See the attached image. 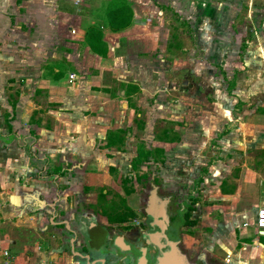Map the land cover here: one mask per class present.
Listing matches in <instances>:
<instances>
[{"label":"crops","instance_id":"1","mask_svg":"<svg viewBox=\"0 0 264 264\" xmlns=\"http://www.w3.org/2000/svg\"><path fill=\"white\" fill-rule=\"evenodd\" d=\"M67 2L42 0V9L53 10L55 18L59 14L65 17L70 32L75 30L71 32L74 36L66 34V39L77 41L81 49L72 45L59 48L56 44L51 51L35 50L32 72L35 74L21 78V84H16L12 78L28 73L27 68H22L20 57H13L14 63L3 65L1 69V75L5 74L6 81L12 83L0 84L5 92L0 95V104H7L11 109L6 114L0 110V261L3 251H8L13 264H78L81 259L77 254L90 253L92 260L106 259L105 264H122L123 254L114 246V241L121 237L123 247L130 245V234L136 227L134 221L141 218L144 192L137 195V186L129 182L130 178L120 180L109 173L127 168L137 170L140 164L151 160L164 164L167 158L164 146L152 149L144 142L132 145L129 141L135 138L136 127L142 128L144 135L150 138L146 124L155 104L147 103L143 109L145 114L141 112V118H133L136 111L138 114L140 111L137 104L148 94L145 87L151 85L146 81L148 69L143 70L145 66L133 62L130 68L125 63V68L113 65L129 57L121 51L123 41L124 48L133 45L135 50L136 47L142 49L140 53L148 51L142 43L144 35L137 29L146 26L138 14L144 7L138 0H105L91 10L83 1ZM114 11L119 15L120 11L126 12V18L118 22ZM24 12L26 9L19 7L16 13ZM110 16H113L111 22ZM14 41L20 46L18 40ZM38 45L42 46L40 42ZM64 53L68 54V60L72 59L70 65H79L87 56L100 58L102 62L95 71L80 75L66 71ZM72 73L76 77L70 83ZM125 74L132 79H125ZM109 84L119 86L121 94L112 93ZM237 88L238 84H234L231 91ZM29 89L32 93L26 94ZM138 93L140 99L137 100ZM110 94L126 99L119 110L113 111L116 118L107 117L111 107L117 106ZM201 102L195 99L176 105L180 109L179 117L187 118L190 113L208 115L200 106ZM124 108H132V118H123L120 110ZM84 109L88 112H82ZM167 113L168 118H174L177 112L170 105L163 112ZM210 115L215 117L213 112ZM260 121V127L264 128V110H261ZM259 137L264 141V129ZM159 139L164 144L181 141L180 136L172 139L159 136ZM131 146L134 152L129 163L118 154L124 155L123 148ZM247 149L251 148H242L245 159L236 166L237 174L230 179L205 184L194 176L190 191L194 189L195 196L188 208V221L180 220V233L177 232L180 247L189 258L205 251L208 260L218 264H264V232L255 226L257 210L264 205V144L261 143L259 158H253L254 161H248L251 151L247 153ZM141 151L147 154L140 157ZM102 166L105 171L101 180L109 184L111 190L102 187L96 191L101 180L88 171L101 170ZM150 172V176L145 173L138 176L142 189L146 179L163 189L175 188H165L156 173ZM35 190L47 205L55 207L53 223L50 222L52 215L44 211L34 213L38 208L26 209L21 205L19 192ZM75 219L83 222L82 230H76ZM193 227L198 230L191 233ZM50 232L57 234V241L45 242Z\"/></svg>","mask_w":264,"mask_h":264},{"label":"rangeland","instance_id":"2","mask_svg":"<svg viewBox=\"0 0 264 264\" xmlns=\"http://www.w3.org/2000/svg\"><path fill=\"white\" fill-rule=\"evenodd\" d=\"M62 1L68 3L67 0ZM80 1L88 3L91 10L105 0ZM138 2L144 7L138 14L146 22V26H139L137 29L144 35L141 37L142 43L148 51L140 53L142 49L136 47V51L133 45L124 48L123 41L121 51L129 57L120 64L113 65L125 68V63L130 68V62H133L145 66L143 70L148 69L149 78L146 81L151 85L145 87L148 94L144 98L141 96L142 100L137 102L140 111L139 114L136 111L133 118H141L140 115L145 114L143 109L147 103L155 104L152 116L148 118L149 123H145L150 138L144 135L142 128L136 127L135 138L129 141L133 142L132 145L144 142L152 149L164 146L167 158L164 164L151 160L140 164L137 170L127 168L119 172L110 171L109 175L120 180L130 178L129 182L137 186V195L143 192L142 181H139L138 176L143 173L150 176V170L156 173L159 183H164L165 188H180L184 192H190L194 176L205 184L230 179L237 174L236 166L245 159L242 148H251L247 149V153L251 151L248 161H254L253 158H259L261 143L264 144L259 137L264 129L260 127L261 110H264V0ZM17 6L25 8L26 12L16 13L19 8ZM42 6V0H0V84L9 85L5 83L7 77L5 74L1 75V69L3 65L14 63L13 57H20L24 64L22 68H27L28 71L27 75L21 73L12 77L13 82L21 84V78L33 77L35 74L32 73L35 68V50L51 51L56 44H59V48L72 45L81 49L77 41L70 42L66 39V34H74L67 28L69 23L64 20L65 17L59 14L55 18L53 10H43ZM146 7L150 9H145ZM118 11L113 14L119 22L126 18L127 13L120 11L119 15ZM111 17L113 16H110L109 22L113 21ZM247 38L254 41L248 40L244 46ZM14 40H18L20 46ZM39 42L42 46L38 45ZM129 50L132 52L129 53ZM84 59L86 61L80 59L79 65H70L69 61L72 63V59L68 60V54L64 53V61L68 64L64 66L66 71L82 75L85 71H95L102 62L97 57L87 56ZM145 61L148 65L144 64ZM123 77L132 79L127 74ZM144 83L145 81L142 82ZM234 84H238L239 88L232 92ZM145 85L147 86V82ZM108 86L112 93L121 94L119 86ZM3 93L4 89L0 87V95ZM25 93L31 94L32 91L29 89ZM111 98H114L117 106L111 107L107 117L116 118L115 112L126 99L112 95ZM136 98L140 99L139 93ZM195 99L203 102L200 106L208 115L190 113L187 118H180V109L176 105ZM170 105L177 112L174 118H168V113L163 114ZM131 109L120 110L123 118H132ZM0 110L5 114L11 112L7 104H0ZM82 112L88 111L84 109ZM211 112L215 113V117L211 118ZM93 115L96 116V113ZM132 126L135 127V124ZM19 131L22 133L23 129L20 128ZM159 136L166 139L180 136L181 141L164 144ZM22 138L20 135L21 141ZM132 148L134 146L130 149L123 148L125 154L118 155L126 157V161L130 163L134 152ZM103 171L105 168L102 166L101 170L95 168L88 172L101 180L104 179ZM65 176L68 177L69 174L66 173ZM102 187L111 190V186L101 180L96 191ZM212 192L211 189V195L214 193ZM197 230L198 228L193 227L190 232ZM48 236L45 242H55L58 239L54 232H50Z\"/></svg>","mask_w":264,"mask_h":264},{"label":"water","instance_id":"3","mask_svg":"<svg viewBox=\"0 0 264 264\" xmlns=\"http://www.w3.org/2000/svg\"><path fill=\"white\" fill-rule=\"evenodd\" d=\"M155 190L151 193V198L146 203L145 213L150 218L149 227L142 234V242L144 245L141 247H134L128 245L123 247L121 243V237L114 241V246L119 250L121 260L124 264H218L216 262H210L208 260L205 251L201 252L193 259L189 258V255L184 252L180 247V237L175 234V237H171L168 234L169 216L167 214L166 202L159 200L155 197ZM19 196L21 198V205H25L27 196H30L45 206V200L40 198V192L35 190L32 192L20 191ZM50 204L49 206H51ZM38 211H44L43 207L33 210L34 213ZM54 215L50 222L53 223ZM77 220L76 230H82L83 222ZM75 230V231H76ZM139 243V241L137 242ZM136 244V243H135ZM116 255V254H114ZM77 256L81 259L78 264H105L106 259L92 260L90 253H79ZM134 261V262H132Z\"/></svg>","mask_w":264,"mask_h":264},{"label":"flooded vegetation","instance_id":"4","mask_svg":"<svg viewBox=\"0 0 264 264\" xmlns=\"http://www.w3.org/2000/svg\"><path fill=\"white\" fill-rule=\"evenodd\" d=\"M155 190L156 195L155 197H158L159 200L166 202V208H167V214L169 216V227L168 228V234L171 237H175L176 233H180V225L179 222L182 219H185V221H188V211L189 206L192 204L193 197L195 196V190L192 189L190 192H184L181 189L178 188H172V189H163L159 184L152 182V180L146 179L144 185H143V204H142V213L140 220H135L136 227L132 229L131 235V242L130 245L134 247H141L142 242V234L143 231L146 229H151L149 227L150 218L145 213L146 203L151 198L152 191ZM160 203V202H159ZM43 207L44 212L49 215H54V218L56 217V211L55 207L49 206L45 204V206L38 201H35L34 198H27L26 203L24 205V208L26 209H33V208H40ZM77 216H80L78 212ZM139 241V243H137ZM136 243V244H135ZM122 264H124L122 262Z\"/></svg>","mask_w":264,"mask_h":264},{"label":"built area","instance_id":"5","mask_svg":"<svg viewBox=\"0 0 264 264\" xmlns=\"http://www.w3.org/2000/svg\"><path fill=\"white\" fill-rule=\"evenodd\" d=\"M71 32L74 33L75 30L71 29ZM75 77H76L75 74H73V73L70 74L69 75V82L72 83L74 81ZM255 226L257 229L264 232V205L261 206L257 210L256 219H255ZM2 256H3V260L0 261V264H13L8 251H3Z\"/></svg>","mask_w":264,"mask_h":264},{"label":"trees","instance_id":"6","mask_svg":"<svg viewBox=\"0 0 264 264\" xmlns=\"http://www.w3.org/2000/svg\"><path fill=\"white\" fill-rule=\"evenodd\" d=\"M143 153H144V152L141 151V152L139 153V156L142 157V156H143ZM144 154H147V153H144ZM192 223H193V222H192Z\"/></svg>","mask_w":264,"mask_h":264}]
</instances>
